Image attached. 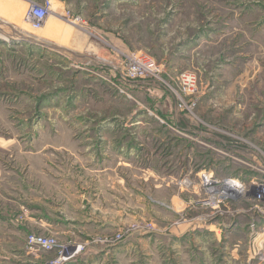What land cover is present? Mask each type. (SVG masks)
<instances>
[{"label": "rangeland", "instance_id": "374dc122", "mask_svg": "<svg viewBox=\"0 0 264 264\" xmlns=\"http://www.w3.org/2000/svg\"><path fill=\"white\" fill-rule=\"evenodd\" d=\"M184 129L216 177L263 170L264 0H0V264H264L184 190Z\"/></svg>", "mask_w": 264, "mask_h": 264}, {"label": "built area", "instance_id": "2783aa9c", "mask_svg": "<svg viewBox=\"0 0 264 264\" xmlns=\"http://www.w3.org/2000/svg\"><path fill=\"white\" fill-rule=\"evenodd\" d=\"M49 4V2H47ZM31 13L34 14V21H31ZM46 16V7L31 8L27 15L26 21L33 27H41L40 21ZM29 18L30 21L27 20ZM144 60L135 59V64L132 68V72L137 74L138 66L149 70L154 66L152 60H149L146 56ZM131 75V74H130ZM185 82L190 88L194 86V80L185 76ZM264 160V154H262ZM264 165V163H263ZM256 176L244 181L240 177H223L219 178L214 175L213 170L206 169L203 165L196 166L195 172H188L184 176V190L195 187V193H197L199 199L195 202L196 206H200L205 209L222 214L221 207L230 206L233 212L237 215L239 213H246L250 215V222L247 228L252 236H254L253 243L258 245L256 255L260 261H264V168L263 170H257ZM191 178H195V184ZM202 193V199H201ZM249 204L246 210L235 206L248 201ZM214 216V217H215ZM219 216V215H218ZM217 218V217H216ZM215 225V224H214ZM214 227V226H213ZM260 241L258 242L257 240ZM53 241L50 239H31L30 244L39 245L46 250H51L53 247ZM58 260V259H57Z\"/></svg>", "mask_w": 264, "mask_h": 264}, {"label": "crops", "instance_id": "0c3cea01", "mask_svg": "<svg viewBox=\"0 0 264 264\" xmlns=\"http://www.w3.org/2000/svg\"><path fill=\"white\" fill-rule=\"evenodd\" d=\"M191 132L197 134V136L200 133V137L204 136L202 134V132H200V131H194V130L191 131L190 129H184V142H185V145H184V166H187V167L199 166V165L205 164V161H208V159H210V156H209V158L207 157V159H205V153H203L202 151L206 152V149L207 150L213 149L212 147L206 146L202 142L196 143L191 138H188L187 135L190 134ZM198 150H200V153ZM194 151H195V153H194ZM211 154L213 155V152ZM246 215H247V222L245 224L247 226L248 223L250 222L251 218H250L249 214H246ZM253 245H257V244L253 243ZM262 262H264V261H262Z\"/></svg>", "mask_w": 264, "mask_h": 264}, {"label": "bare ground", "instance_id": "6f19581e", "mask_svg": "<svg viewBox=\"0 0 264 264\" xmlns=\"http://www.w3.org/2000/svg\"><path fill=\"white\" fill-rule=\"evenodd\" d=\"M4 5H5V4H4ZM6 5H7V4H6ZM52 6H53V5H51V7H52ZM54 6H55V5H54ZM10 7H13V3H11V2H10ZM10 7H9V8H10ZM55 7H56V6H55ZM52 8H53V7H52ZM53 9H54V8H53ZM49 10H50V9H49ZM11 11H12V10H11ZM50 11H51V10H50ZM27 13H28V12H27ZM48 14H49V13H48ZM32 15H34V14L31 13V17H32V18H31V21H34L35 18H34ZM49 15H50V14H49ZM27 20L30 21L29 18H27ZM18 22H19V20H18ZM24 22L26 23L25 25H28V24H27L28 22L26 21V16H25V18H24ZM17 24H18V23H17ZM13 25H14V24H13ZM14 26H15V25H14ZM22 26H23V25H22ZM25 27H26V26H25ZM27 27H28V26H27ZM29 30H30V29H29ZM57 31H58V30H57ZM65 42H66V41H65ZM62 49H63V48H62ZM176 211H177V210H176ZM57 263H58V264H61V263H62V259H61V258L58 259V260H57Z\"/></svg>", "mask_w": 264, "mask_h": 264}]
</instances>
